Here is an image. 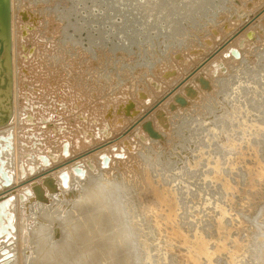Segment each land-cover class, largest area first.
I'll return each instance as SVG.
<instances>
[{"label": "rangeland", "instance_id": "obj_1", "mask_svg": "<svg viewBox=\"0 0 264 264\" xmlns=\"http://www.w3.org/2000/svg\"><path fill=\"white\" fill-rule=\"evenodd\" d=\"M165 2L164 0L18 1L19 7L24 9V13L26 12L21 18V21L24 19L22 25L28 28L27 30L22 26L25 30L23 36H27H24L25 39L22 36L23 39L20 40L24 44L29 43L25 44L26 47L22 44L25 75H19L22 78L19 81V90L21 88L23 90L21 92L23 100L20 98L19 109L23 106L22 108H26L25 111L31 110L32 113L30 111L28 114L32 118L29 119L33 125L36 124L32 126L27 121L28 125L24 128L29 127L26 130L23 128L25 130H22L23 135L30 131L34 133V128L42 126L38 123L41 119L38 118L40 115L51 116L53 113V119L51 117H48V120L47 117L42 119L56 123V116L61 114L58 116L59 123L62 124L61 120L65 121L62 124L65 126L67 121L70 122L67 126L72 124V127H69V130L73 131V133L69 132L71 135H76L81 126L86 128L83 124L88 121H90L89 125L102 124L103 120L110 124L113 122L112 126L115 123L112 128L119 125L115 132L113 130V134L119 133L127 128V123L152 108L161 99L160 97H163L158 103L161 107L159 113L154 115L151 110L148 116L151 120L153 116L154 119L155 117L163 119L158 123L161 131L156 135L157 137L145 138L135 132L132 138L130 137L131 145L128 143L132 149L129 148L128 152L124 153L122 150L127 145L122 142L124 144L122 152L107 154L108 158L111 154L116 158L109 164L102 165L106 168L104 174L95 171L96 175L91 174L88 178L86 175H77L80 179H76L75 184L72 182L69 187L67 186L66 190L69 191L65 190L63 194L65 197L53 203L50 215L52 219L66 222L70 228L65 229L73 234L77 231L76 227L79 226L81 217L78 214L77 203L74 204L70 196H76L75 194L79 192L77 190L86 194L89 190L87 184L92 180L96 181L95 176H103L101 183L115 186L109 187V190L107 188L106 195L109 193L107 199L96 198L98 200L94 201L103 202L101 205L106 203L105 207L102 205L104 207L102 211L108 217L104 214V216L100 215L104 221L116 219L110 222L114 229L110 230L109 227L112 226H108L109 222H106L108 227L104 226L106 228L102 229L103 233L104 230H110V235L109 232L103 234L109 237L114 233L116 236L117 229L120 231V236L117 235L115 240L122 246L119 245L118 248L115 244L116 248L114 243L117 242L112 241L114 238L110 239L113 242L110 246V251L114 248L113 257L120 256L113 258L114 261L128 260L125 261L127 264H189L198 238L197 240L203 239V241L206 239V245L214 255H211L208 262L205 256L196 254L194 256V259H198L195 260L196 264L200 262L202 264H264V0H165ZM163 4L166 5L165 8ZM27 12L33 15V18ZM245 29H250L248 38L245 36ZM214 50L217 51L208 58ZM26 51V54H31L30 52L32 54L26 56ZM218 53L222 55H220L222 60L217 56ZM26 57L29 60L25 59ZM211 60L213 63L210 62ZM188 75L192 77L189 78L193 83L187 89L182 87L180 90L182 93L180 98L183 99V103L180 104L172 99L168 90ZM188 99L191 103L186 101ZM127 100L130 111L124 112V104ZM21 103L23 105L20 107ZM40 105L42 107H39ZM44 107L46 111H38L43 110ZM54 107L57 110H61L62 107L63 109L58 112ZM47 108L52 112H48ZM78 109L83 112L79 113ZM104 109H109V113ZM38 112H40L39 116ZM32 114L37 116L38 124L33 122L35 117ZM43 120L40 121L41 124ZM7 122L9 124L14 122L12 115ZM75 122L79 125L78 129L74 125ZM39 132L40 130L36 134ZM31 134L25 135L27 138L23 136L24 142L33 137ZM39 137L41 136H38V140L42 138ZM33 138L37 139L35 135ZM118 142L121 143L118 140L117 145ZM78 143L75 145L76 154L82 152L79 147L77 148ZM88 146L91 147V144ZM115 148L111 150H117ZM37 169L36 167L34 172H39ZM125 192H128L127 195ZM11 193L14 194L15 191L12 190ZM68 196L70 199L67 200ZM126 198L130 203L124 202L127 201ZM106 207L110 209L107 210ZM144 207L147 212L143 213ZM126 208L134 209L133 213L129 212L131 214L128 216ZM113 210L117 212L116 218H112L115 216ZM118 216L120 217L117 218ZM87 223L85 225L88 227L84 228V225L83 232L90 236L93 222L91 220L92 225L90 220ZM130 224L133 227L127 230L129 226H125ZM122 231L129 233L128 237L131 235V240L125 238L126 235H123ZM103 235L99 237L102 239ZM121 237L128 242L131 241L128 243L130 245L120 239ZM92 240L95 238L92 237ZM104 240L106 247L109 244L106 243L107 238ZM104 240L102 239L103 242ZM107 242H110L109 238ZM184 244L189 245L186 246V250ZM12 245L11 254L19 257L18 264H36L45 259L36 250L34 238L29 240L27 234H18ZM125 245L131 247L127 248L132 254L128 250L125 252L127 249ZM121 247L125 250L123 251L124 248ZM119 249L122 250L121 253ZM28 250L36 251L34 259L37 261L31 262V258L26 254ZM40 253L44 256L42 250ZM125 253L130 255L127 254L125 258ZM128 257L134 260L129 261Z\"/></svg>", "mask_w": 264, "mask_h": 264}, {"label": "bare ground", "instance_id": "obj_2", "mask_svg": "<svg viewBox=\"0 0 264 264\" xmlns=\"http://www.w3.org/2000/svg\"><path fill=\"white\" fill-rule=\"evenodd\" d=\"M19 0H0V264H18L19 263V257L18 256H14L13 254H11L12 249H13V245L12 242L13 240H15L16 236H18V234H27V238L29 240H31L32 238H34V243H35V248L38 251V253L44 257L45 259H42L40 262H36V264H102L101 262L103 261L105 264V262L107 264H127L126 262L128 260L125 261H118L116 262V260H113V256L114 254H112V252H114V248L110 251V246L112 245V241L114 240V242L116 241L115 237L118 235L120 236V231L119 229H117L115 232H117L118 234L115 236V233L113 231V229L115 228L114 226H112L110 224L111 221H115L116 219H114L113 217L116 218V213L113 210V214H115V216H112V218L114 219H109V221H104L103 218L100 217V215L102 214H106L105 212L103 213L102 209L104 210V205L106 204H102L104 207H102L101 203L103 202H96L94 201L96 198L98 199H103L105 198L107 195H109V193L106 195V190L108 188V190L110 189L109 187L115 186V185H104L103 183H101L100 181L102 180L103 176H95L96 181L92 180V182H90L89 184H87V188L89 190H87L86 194H82L80 190L77 194H75L76 196H70L71 200L74 202V204H76V207L78 208V214L81 217V222L79 223V226H77V231L73 232V234H70V232L65 229V228H70V226L66 223V222H61L60 219H56L53 218L50 215V208L51 206H53V203H57L59 202L60 198L65 197L64 191L67 189V186L69 187V184L76 181V179H80L79 176H88L93 174H95V171H101L102 173L104 171H106V168L102 167V165H106L109 164L110 162H112L113 160H115L116 157H111L110 161L107 154L110 153H119V151H121V149L123 148L122 145L125 144L126 147H124V153H127L130 147V143L129 142L133 136V134L135 132L143 135L145 138H149V137H155L157 134L160 133L161 129L160 126L158 125L159 122H161L163 119L160 118H156L154 119H149V113L154 112L155 114L159 113L160 110V104L158 105V103L162 100L163 97H160L161 99L156 102L152 108H150L149 110H147L146 112H144L143 114H141L140 116L136 117L135 120H133L130 123H127L128 125L126 126V129H122L123 131L119 132V133H114L113 134V130L114 132L116 131V129L118 128V126L116 125L115 128H112L115 126H112V124H110L108 121L104 120L101 122L102 124H89L90 121L86 122L85 124H83L85 127H79V129L77 128L76 125L77 123L75 122L74 125H76V128L79 130L78 133H76V135H71L69 132L72 131V129L69 130V127H72L71 125L67 126L68 124H70V122L67 121L66 119V124L65 126H63L62 124L65 123V121L61 123H59L58 120V116H61V114H59L57 117V121H55L56 123H54V121H51L50 123L47 121L49 118L54 116L53 114L51 115L49 111V109L47 110L49 113V115L51 116H43L40 115L39 113L41 111H46V108L44 107L43 110H38L40 112H38V118H43V117H47V120H43V123L41 124L40 121H42L41 119H39V125H44L39 126V128H34V133L33 131L28 132L27 134L23 135V131L26 130V128H24L26 125H28L26 122L28 121V123H31V119H29L31 116H29V111H25L24 108H22L23 103H21L20 107L21 109H19V104H20V98L21 97V92H23L22 88L21 90H19V81L20 79L22 80L21 77H19V75L24 74V70L23 69L25 66H23V60H24V48L22 47L23 45L25 46V44L27 43H23L22 40L20 39H25L23 34L25 32H23L25 26H23V20L21 21V18L23 17V15L26 13H24V9L19 7ZM157 1V0H156ZM162 1V0H161ZM187 1V0H186ZM194 1V0H193ZM198 1V0H197ZM200 1V0H199ZM206 1V0H204ZM208 1V0H207ZM211 1V0H209ZM222 1V0H221ZM149 2V1H148ZM160 2V1H159ZM165 2V0H164ZM203 2V1H202ZM42 3V2H41ZM146 3V2H145ZM166 3V2H165ZM189 3V2H188ZM204 3V2H203ZM138 4V3H137ZM179 4H183V3H179ZM196 4V2H195ZM194 4V5H195ZM210 4V3H209ZM116 5V4H115ZM157 5V4H156ZM164 5V4H163ZM162 5V6H163ZM184 5V4H183ZM202 5V4H201ZM21 6V5H20ZM150 6V5H149ZM166 5H164L165 8ZM176 6V5H175ZM199 6V3L198 5ZM204 6V5H202ZM208 6V5H207ZM158 7V5H157ZM189 7V6H188ZM196 7V6H195ZM212 7V6H211ZM168 8V7H167ZM175 8V7H174ZM184 8V6H183ZM192 8V6L190 7ZM206 8V7H204ZM114 9V8H112ZM143 9V8H142ZM177 9V8H176ZM185 9V8H184ZM189 9V8H188ZM194 9V8H193ZM196 9V8H195ZM198 9V8H197ZM196 9V10H197ZM138 10V9H137ZM168 10V9H167ZM171 10V9H170ZM169 10V11H170ZM28 11V10H27ZM39 11V10H38ZM189 11V10H188ZM114 12V10H113ZM166 12V11H165ZM24 13V14H23ZM192 13V11H191ZM190 13V14H191ZM194 13V11H193ZM27 14H29L27 12ZM35 14V13H34ZM165 14V13H164ZM172 14V13H171ZM202 14V13H201ZM206 14V13H205ZM31 15V14H29ZM152 15V14H151ZM139 16V15H138ZM191 16V15H190ZM30 17L33 18V15H31ZM51 17V16H50ZM115 17V16H114ZM112 18V17H111ZM122 18V17H120ZM173 18V17H172ZM181 18V17H180ZM194 18V17H193ZM196 18V17H195ZM127 19V18H126ZM171 19V18H170ZM175 19V18H174ZM167 20V19H166ZM186 20V19H185ZM197 20V19H196ZM195 20V21H196ZM174 21V20H173ZM200 21V20H199ZM210 21V20H209ZM27 23V21H25ZM24 22V23H25ZM198 22V21H197ZM201 22V21H200ZM199 22V23H200ZM25 23V24H26ZM176 23H178L176 21ZM191 23H193V21H191ZM29 24V23H28ZM129 24V23H128ZM194 24V23H193ZM30 25V24H29ZM108 25V24H107ZM115 25V24H114ZM131 25H132V21H131ZM181 25V24H180ZM24 28H23V27ZM110 27V26H109ZM130 27V26H129ZM27 28V27H26ZM25 28V29H26ZM67 28V27H66ZM78 28V27H77ZM111 28V27H110ZM114 28V27H113ZM122 28V27H121ZM178 29V27H176ZM28 30V28H27ZM76 30V29H75ZM123 30V29H122ZM126 30V29H125ZM167 30V29H166ZM175 30V29H174ZM249 30L250 29H245V36L246 38H248L249 36ZM25 31V30H24ZM35 31V30H34ZM57 31V30H56ZM80 31V30H79ZM101 31V30H100ZM176 31V30H175ZM178 31V30H177ZM28 31H26L27 33ZM76 32V31H74ZM112 32V31H111ZM130 32V31H129ZM164 32V31H163ZM170 32V31H169ZM181 32V31H180ZM243 32V33H244ZM100 33V32H99ZM141 33V32H140ZM32 35V34H31ZM126 35V34H125ZM178 35V34H177ZM230 35V34H229ZM23 36V38H22ZM47 36V35H46ZM99 36V35H98ZM136 37V36H135ZM177 37V36H176ZM91 38V37H90ZM225 38V37H224ZM240 38V37H239ZM239 38H237L239 40ZM243 38V37H242ZM154 39V38H153ZM178 39V38H177ZM237 40V41H238ZM242 40V39H241ZM104 41V40H103ZM156 41V40H155ZM179 41V40H178ZM160 42V41H159ZM130 43V42H129ZM143 43V42H142ZM231 43V42H230ZM229 43V44H230ZM234 43V42H233ZM232 43V46H234ZM250 43V42H249ZM23 44V45H22ZM29 44V43H28ZM47 45V44H46ZM238 45V44H237ZM32 46V44H31ZM35 46V45H34ZM153 46V45H152ZM196 46V45H195ZM224 46V45H223ZM227 46V45H226ZM229 46V45H228ZM236 46V45H235ZM26 47V46H25ZM129 47V46H128ZM218 47V46H217ZM31 47H29L30 49ZM37 48V47H36ZM144 48V47H143ZM150 48V47H149ZM228 48V47H227ZM231 48V46H230ZM235 49V47H233ZM26 49V48H25ZM32 49V48H31ZM214 49V48H213ZM217 49V48H216ZM238 49V47L236 48ZM243 49V48H242ZM39 50V49H38ZM37 50V51H38ZM115 50V49H114ZM148 50V49H147ZM218 50V49H217ZM216 50V51H217ZM223 50V49H222ZM240 50V49H239ZM34 51V49H33ZM64 51V50H63ZM210 51V50H209ZM215 50L208 56V58H210V56L213 55V53L216 52ZM238 51V50H237ZM244 51V50H243ZM147 52V51H146ZM236 52V51H235ZM241 51H239L240 53ZM27 51L25 52V55H31L32 52H30L31 54H26ZM35 53V52H33ZM219 54V53H218ZM242 54V53H241ZM240 54V55H241ZM221 54L217 55L220 56ZM231 55V54H230ZM235 55V54H234ZM239 55V56H240ZM46 56V55H45ZM136 56V55H135ZM145 56V55H144ZM222 56V55H221ZM220 56V58H221ZM216 57V56H215ZM31 58V56H30ZM148 58V57H147ZM207 58V60H208ZM214 58V57H213ZM229 58H231V56H229ZM228 58V59H229ZM25 59H28L27 57ZM215 59V58H214ZM219 59V57L217 58ZM226 58L223 59V61H225ZM227 59V60H228ZM233 59V58H232ZM29 60V59H28ZM213 60V59H212ZM212 60L210 62H212ZM216 60V59H215ZM222 60V58H221ZM220 60V61H221ZM230 60V59H229ZM150 61V60H149ZM177 61V60H175ZM219 61V60H218ZM217 61V63H218ZM27 62V61H26ZM206 63V61H203ZM209 62V61H208ZM209 62V63H210ZM231 62V61H230ZM213 63V62H212ZM225 64V62H224ZM227 64V62H226ZM202 65V64H201ZM198 66V65H197ZM204 66V65H203ZM138 67V66H137ZM20 68V69H19ZM199 68V67H198ZM197 68V69H198ZM208 68V67H207ZM62 69V68H61ZM195 69V68H194ZM23 70V71H22ZM172 70V69H170ZM199 71V70H197ZM206 71V70H205ZM208 71V70H207ZM211 71V68H210ZM26 72V71H25ZM116 73V72H115ZM194 73V72H193ZM204 73V72H203ZM210 73V72H209ZM220 73V72H219ZM189 74V73H188ZM196 74V73H195ZM25 75V74H24ZM52 75V74H51ZM197 75V74H196ZM196 75H192V76H196ZM201 74H199L200 76ZM210 75V74H209ZM198 76V77H199ZM203 76V74H202ZM211 76V75H210ZM221 76V75H220ZM52 77V76H51ZM180 77H184V76H180ZM185 76L184 78H182L178 83H176L173 88H171L169 91V94H171L172 99L177 100L178 103L182 104L183 103V99L180 98V93H181V89L182 87L186 88L188 86H191L193 83L191 80L192 77ZM200 78V77H199ZM69 79V78H68ZM207 79V78H206ZM211 80V78H210ZM66 81V80H65ZM200 81V80H199ZM212 81V80H211ZM68 83V82H67ZM198 83V82H197ZM202 83V82H201ZM195 84V82H194ZM210 84V82L208 83ZM62 85V84H61ZM66 85V84H65ZM195 86V85H194ZM199 86V83H198ZM211 86V85H210ZM65 87V86H64ZM178 88H180L178 90ZM197 88V86H196ZM68 89V88H67ZM66 89V90H67ZM69 90V89H68ZM144 90V89H143ZM197 90L200 91L199 88H197ZM61 91V90H60ZM64 91V90H63ZM143 92V91H142ZM164 93V92H163ZM168 93V92H166ZM61 94V93H60ZM72 94V92H71ZM168 94V95H169ZM182 94V93H181ZM190 94V92H189ZM199 94V93H198ZM67 95V94H66ZM142 95V94H140ZM167 95V96H168ZM58 96V95H57ZM183 97H185L183 95ZM198 97V96H197ZM168 98V97H167ZM170 98V97H169ZM186 98V97H185ZM56 99V98H55ZM61 99V98H60ZM64 99V98H63ZM62 99V100H63ZM74 99V98H73ZM187 99V98H186ZM23 100V98H22ZM79 100V99H78ZM83 100V99H82ZM85 100V99H84ZM164 100V99H163ZM190 99L186 100L188 102L191 103V101H189ZM66 101V100H65ZM131 101V100H130ZM56 102V101H55ZM62 102V101H61ZM64 102V101H63ZM113 102V101H112ZM165 102V101H163ZM172 102V101H171ZM176 102V101H175ZM67 103V102H66ZM75 103V102H74ZM114 103V102H113ZM168 103V102H167ZM42 104V103H41ZM58 104V103H57ZM76 104V103H75ZM120 104V103H119ZM176 104V103H175ZM48 105V104H47ZM55 105V104H54ZM67 105V104H66ZM158 105V106H157ZM177 105V104H176ZM191 105V104H190ZM44 106V105H43ZM58 106V105H57ZM79 106V105H78ZM85 106V105H84ZM112 106V105H111ZM114 106V105H113ZM118 105H116L117 108ZM125 106V107H124ZM124 112L130 111V104H129V100H127L124 104ZM187 106V105H186ZM185 106V107H186ZM38 107V106H37ZM39 107H42L41 105ZM38 107V108H39ZM49 107V106H47ZM73 107V106H72ZM95 107V106H94ZM177 107V106H176ZM181 107V106H180ZM52 108V107H51ZM79 108V107H78ZM113 108V107H112ZM165 108V107H164ZM233 108V107H232ZM42 109V108H40ZM54 109H56L54 107ZM63 107L60 109H56L58 112L59 110L62 111ZM81 109V107H80ZM179 109V107H178ZM24 110V111H23ZM84 110V109H83ZM87 110V109H86ZM106 113H109V109L106 110ZM113 110V109H112ZM116 110V109H114ZM55 111V110H53ZM72 111V110H70ZM122 111V113H124ZM167 111V110H166ZM66 112V111H65ZM78 112H83V111H79ZM116 112V111H115ZM32 113V111H31ZM30 113V115H31ZM34 113V112H33ZM77 113V111L75 112ZM105 113V114H106ZM121 113V112H120ZM170 113V112H169ZM173 113V112H172ZM35 114V113H34ZM42 114V113H41ZM44 114V113H43ZM56 114V113H55ZM101 114V113H100ZM103 114V115H105ZM263 114V113H262ZM13 117L14 122L12 124H9L7 121L8 119L11 117ZM36 115V114H35ZM32 114V116L35 117L34 121L35 123L36 120L38 121V119H36L37 116H35ZM48 115V114H47ZM64 115V114H62ZM70 115V114H69ZM87 115V114H86ZM102 115V116H103ZM113 115V113L111 114ZM119 115V114H118ZM123 116V114H120V116ZM138 115V114H137ZM167 115V114H166ZM67 116V115H66ZM71 116V115H70ZM69 116V117H70ZM74 116V115H73ZM72 116V117H73ZM81 116H83L81 114ZM115 116V115H114ZM151 116V117H152ZM33 117V118H34ZM88 117V116H87ZM119 117V116H118ZM126 118V116H124ZM123 117V118H124ZM263 117V116H262ZM32 118V117H31ZM68 118V117H66ZM85 118V117H82ZM95 118V117H93ZM117 118V115H116ZM122 118V121H123ZM124 118V119H125ZM53 119V118H52ZM60 119V118H59ZM89 120H91L90 118H88ZM109 119V117H108ZM114 119V118H113ZM169 119V117H168ZM30 120V122H29ZM98 120V119H97ZM106 120V119H105ZM112 120V118L110 119V121ZM116 119H114L115 121ZM257 120V119H256ZM76 121V118H75ZM100 122V121H99ZM116 122V121H115ZM262 122V121H261ZM9 125H7V124ZM37 123V124H38ZM97 123V122H96ZM29 124V125H30ZM79 124V123H78ZM264 124V123H263ZM262 125V123H261ZM30 125V127H32ZM87 126L89 129H87ZM112 126V127H111ZM75 127V126H74ZM73 127V129H74ZM91 127V128H90ZM109 127V128H108ZM120 127V126H119ZM261 127V126H260ZM23 128L25 130H23ZM125 128V126H124ZM33 129V127H32ZM30 128V130H32ZM68 129V130H67ZM264 129V128H263ZM23 130V131H22ZM38 130H40L39 134H36L38 132ZM29 131V128L28 130ZM37 131V132H36ZM21 132V133H20ZM143 132V134H142ZM32 133L31 135H34L37 137L33 138L31 137V139H27V142H24V137L23 136H28V134ZM73 133V131H72ZM75 133V132H74ZM255 133V132H254ZM22 134V135H20ZM111 134V135H110ZM138 134V135H139ZM30 135V136H31ZM25 136V137H26ZM38 136H41L38 140ZM78 136V137H77ZM149 136V137H148ZM250 136V135H249ZM131 137V138H130ZM157 137V136H156ZM27 138V137H26ZM130 138V139H129ZM137 139V138H136ZM153 139V138H152ZM78 140V141H77ZM121 141V143L117 145V141ZM138 140V139H137ZM149 140V139H148ZM210 140V139H209ZM127 141V143H126ZM152 141V140H151ZM243 141V140H242ZM38 142V143H37ZM78 143L77 148L79 147L82 152L79 153V149L77 150L79 154H76V148L75 145ZM122 142L124 144H122ZM130 145H129V144ZM231 143V142H230ZM88 144H91V147L88 146ZM108 144V145H107ZM257 144V143H256ZM94 145V146H93ZM117 145V146H116ZM229 145V143H228ZM144 147L146 145H143ZM90 147V148H89ZM113 147H116L117 150L112 151L111 149ZM133 147V146H132ZM254 147V146H253ZM115 148V149H116ZM84 149H86L85 151H83ZM132 149V148H131ZM121 151V152H122ZM73 153H75L73 155ZM114 153V154H115ZM73 155V156H72ZM243 155V154H242ZM101 156V157H100ZM213 163V162H212ZM224 164V163H223ZM113 164H111L112 166ZM215 166V165H214ZM38 168L37 170L39 172H34L35 168ZM108 167L110 168V166L108 165ZM249 167V166H248ZM43 169V170H41ZM112 169V168H111ZM108 170V169H107ZM110 170V169H109ZM216 170V169H215ZM263 170V169H262ZM245 171V170H244ZM213 172V171H212ZM102 173L100 175H102ZM104 174V173H103ZM217 174V173H215ZM250 174V173H249ZM79 175V176H77ZM116 175V174H115ZM213 176V175H212ZM224 176V175H223ZM109 177V176H108ZM114 177V176H113ZM12 179L13 182H12ZM106 179V178H104ZM253 179V178H252ZM91 181V180H89ZM105 181V180H104ZM221 182V181H220ZM229 183V182H228ZM75 184V182L73 183ZM225 184V183H224ZM103 185V186H102ZM119 185V184H118ZM128 186V185H127ZM125 186V187H127ZM242 186V185H241ZM66 187V188H65ZM113 188V187H112ZM116 188V187H115ZM128 188V187H127ZM166 188V187H165ZM164 188V189H165ZM228 188V187H227ZM122 189V188H121ZM124 190H126V188H123ZM241 189V188H240ZM15 191L14 194L11 193V191ZM112 190V189H111ZM67 191V190H66ZM69 191V190H68ZM67 191V192H68ZM128 191V190H126ZM111 192V191H110ZM169 192V191H168ZM70 193V192H69ZM68 193V194H69ZM115 193V192H114ZM123 193V192H122ZM126 193V192H125ZM128 193V192H127ZM126 193V195H127ZM175 193V192H174ZM66 194V192H65ZM71 195V194H70ZM112 195V194H110ZM129 195V194H128ZM171 195V194H170ZM13 196V197H12ZM120 196V195H119ZM167 196V195H166ZM108 197V196H107ZM106 197V199H107ZM129 197V196H128ZM158 197V196H157ZM69 196L67 197L68 200ZM69 198V199H70ZM111 198V196H110ZM171 198V197H170ZM96 199V200H98ZM119 199V198H118ZM121 199V197H120ZM119 199V200H120ZM167 199V198H166ZM111 200V199H110ZM116 200V199H115ZM127 200V198H126ZM168 200V199H167ZM172 200V199H171ZM104 201V200H102ZM106 201V200H105ZM109 201V200H108ZM118 201V200H116ZM115 201V204L117 203ZM124 201V199H123ZM163 201V200H162ZM161 201V202H162ZM175 201V200H174ZM129 202L130 200L124 201ZM132 202V201H131ZM160 202V203H161ZM165 202V201H164ZM169 202V201H168ZM109 204V202H107ZM113 203V201H112ZM134 203V202H133ZM122 204V203H121ZM128 205V204H127ZM58 206V205H57ZM112 206V204H111ZM120 206V205H119ZM56 207V205L54 206ZM53 207V208H54ZM108 207V206H107ZM106 207V209H107ZM147 207V206H146ZM116 208V206H115ZM120 208V207H119ZM123 208V207H122ZM171 208V207H170ZM52 209V208H51ZM56 209V208H55ZM110 209V207L108 208ZM107 209V210H108ZM127 213L131 212L133 213L134 209H130V208H126ZM156 209V208H155ZM220 209V208H219ZM106 210V211H107ZM119 210V209H117ZM125 210V209H124ZM123 210V211H124ZM133 210V211H132ZM151 210V209H150ZM223 210V209H221ZM220 210V212H222ZM122 211V210H120ZM146 211V208L144 207V209H142V212L144 213ZM149 211V210H148ZM168 211V210H167ZM166 211V212H167ZM27 212H29V214H27ZM53 212V211H52ZM55 212V210H54ZM110 213H112L109 210ZM119 212V211H118ZM147 212V211H146ZM213 212V211H212ZM123 213V212H122ZM129 213L128 216L131 214ZM175 213V212H174ZM224 213V212H223ZM222 213V214H223ZM14 214V215H13ZM109 214V213H108ZM126 214V213H125ZM142 214V213H141ZM146 214V213H145ZM220 214V213H219ZM103 215V216H104ZM107 215V214H106ZM105 215V216H106ZM112 215V214H111ZM120 215V213H119ZM151 215V214H150ZM153 215V214H152ZM123 216V215H122ZM127 216V214H126ZM127 216V217H128ZM219 216V215H218ZM217 216V217H218ZM100 217V218H99ZM108 217V216H106ZM105 217V218H106ZM111 217V216H110ZM120 216H118L117 218H119ZM132 218V217H131ZM154 218V217H153ZM219 218V217H218ZM133 219V218H132ZM160 219V218H159ZM175 219V218H174ZM233 219V218H232ZM32 220V222H31ZM88 220V221H87ZM91 223V220L93 222L90 232V236H87L86 233L83 232V227L86 224V222ZM119 220V219H117ZM121 220V219H120ZM130 220V219H129ZM156 220V219H155ZM219 220V219H217ZM30 221V222H29ZM161 221V220H160ZM177 221V220H176ZM112 226L109 227L110 230L111 228L113 233L111 236L114 235V237H109L110 235V230H104V232L107 234V232H109L108 236L107 235H103L105 233H103L102 229H105L107 226ZM117 222V221H116ZM122 222V221H121ZM163 222V221H162ZM87 223V224H88ZM123 223V222H122ZM125 223V221H124ZM136 223V222H135ZM155 223V222H154ZM157 223V222H156ZM178 223V222H177ZM225 223V222H224ZM106 224V225H105ZM179 224V223H178ZM223 224V223H222ZM90 225V224H89ZM122 225V224H121ZM126 225V224H124ZM131 225V226H130ZM127 225L125 227H128L127 230H131V228L133 227L132 224ZM135 225V224H134ZM104 226H106L104 228ZM117 226L120 227V224ZM141 226V225H140ZM154 227H156L153 224ZM179 226V225H178ZM88 226L85 225L84 228H86ZM221 227V226H220ZM118 228V227H117ZM124 228V226H123ZM219 228V227H218ZM89 229V228H88ZM88 229L87 232H88ZM180 229V228H179ZM223 229V228H222ZM34 230V231H33ZM125 230V229H124ZM160 230V229H159ZM158 230V231H159ZM85 231V230H84ZM90 231V230H89ZM111 231V233H112ZM165 231V230H164ZM228 231V229H227ZM100 232H102L101 234L103 235L102 239L104 240L105 238H109L110 242H107L109 245L108 246H104L105 240L104 242L102 241L101 237L102 236L100 234ZM124 232V231H122ZM129 232V231H127ZM176 232V231H174ZM197 232V231H196ZM186 233V232H185ZM198 233V232H197ZM99 236H98V235ZM123 233H121V236L126 235L125 238L128 237L129 233H125L122 235ZM143 234V233H142ZM159 234V233H158ZM96 235V237H94ZM145 235V234H144ZM157 235V234H156ZM166 235V234H165ZM183 235V234H182ZM195 235V234H194ZM106 236V237H105ZM138 236V234H137ZM202 236V235H201ZM95 238V240H92ZM124 237V236H123ZM123 237H121L120 239H122ZM173 237V236H172ZM175 237V236H174ZM191 237V235H190ZM200 237V236H199ZM205 237V235H204ZM111 238L112 241L110 240ZM129 239L131 238V235L128 237ZM141 238V237H140ZM162 238V237H161ZM176 238V237H175ZM193 238V237H192ZM191 238V239H192ZM119 239V238H118ZM138 239V238H137ZM190 239V238H189ZM198 239V238H197ZM196 239V243H195V250H194V255L193 257H191V259H189L188 263L189 264H196L195 260L198 259H194V256L197 255H203L205 256V258L208 259V262L210 261V258L212 257L211 255L213 254L208 246L206 245V239H204L205 241L202 240H197ZM123 241L125 239H122ZM121 240V241H122ZM131 240V239H130ZM146 240V239H145ZM154 240V239H152ZM168 240V239H167ZM172 240V239H171ZM122 241V244H123ZM140 241V240H139ZM138 241V242H139ZM162 241V239H161ZM184 241V240H183ZM195 241V238H194ZM112 242V243H111ZM117 242V241H116ZM124 242H126L127 244L131 241L128 242V240L126 239ZM144 242V241H142ZM111 243V244H110ZM121 243V242H120ZM124 243V244H126ZM145 243H149V242H145ZM177 243V242H176ZM183 243V242H182ZM117 243H114V245ZM134 244V243H133ZM139 244V243H137ZM144 244V243H143ZM155 244V243H154ZM192 244V241H191ZM194 244V243H193ZM107 245V244H106ZM121 245V244H119ZM119 245L117 246L119 248ZM130 245V244H128ZM126 246L130 247V246ZM147 245V244H146ZM164 245V244H163ZM174 245V244H173ZM185 245V244H184ZM122 246V245H121ZM155 246V245H154ZM167 246V245H166ZM186 246L185 245V249L186 250ZM189 246V245H188ZM187 246V247H188ZM191 246V245H190ZM234 246V245H233ZM109 247V248H107ZM116 247V245H115ZM116 247V248H117ZM142 247V246H141ZM148 247V246H147ZM161 247V246H159ZM163 247V246H162ZM171 247V246H170ZM193 247V245H192ZM211 247V246H210ZM115 248V249H116ZM124 248V247H123ZM121 247V249H123ZM125 248L123 249V251L125 250ZM131 248V247H130ZM143 248V247H142ZM166 248V247H165ZM168 248V247H167ZM184 248V246L182 247ZM181 248V250H182ZM239 248V247H238ZM237 248V249H238ZM119 249V252L121 253L122 250ZM161 249V248H160ZM171 249V248H170ZM173 249V248H172ZM188 249V248H187ZM235 249V248H234ZM41 250L44 252V256L43 254H41ZM128 250V248L125 250V252ZM133 250V248H132ZM143 250V249H142ZM145 250V249H144ZM183 250V251H184ZM191 249L189 248V251ZM239 250V249H238ZM118 251V250H117ZM130 254H132L130 251V249L128 250ZM127 251V252H128ZM149 251V250H148ZM161 251V250H160ZM231 251V250H229ZM234 251V250H232ZM135 252V251H134ZM187 252V251H186ZM214 252V251H213ZM36 251L35 250H28L26 251V254L31 258V262H33V260L37 261V259H34V255H35ZM129 253H127L128 255H130ZM167 253V252H166ZM169 253V252H168ZM233 253V252H231ZM237 253V252H236ZM125 253V258H127L126 256H128ZM170 254V253H169ZM190 255V253H188ZM187 254V255H188ZM144 255V254H143ZM142 255V256H143ZM192 255V254H191ZM214 255V254H213ZM230 255V252H229ZM233 255V254H232ZM133 256V255H132ZM166 256V254H165ZM228 256V255H227ZM120 258V256H115V258ZM131 257V256H130ZM167 257V256H166ZM189 257V256H188ZM199 257V256H198ZM202 257V256H201ZM214 257V256H213ZM232 257V256H231ZM230 257V258H231ZM114 258V259H115ZM147 258V257H145ZM129 259V257H128ZM133 259V258H131ZM129 259V261L131 260ZM141 259V257H140ZM149 259V258H148ZM188 259V258H187ZM202 259V258H201ZM124 260V258H123ZM134 260V259H133ZM203 260V259H202ZM230 260V259H229ZM233 260V259H232ZM161 261V260H160ZM184 261V260H183ZM206 261V260H205ZM213 261V260H212ZM129 263V262H128ZM200 264H202L200 262ZM205 264V263H203ZM208 264V263H206ZM211 264V263H210ZM214 264V263H213Z\"/></svg>", "mask_w": 264, "mask_h": 264}]
</instances>
